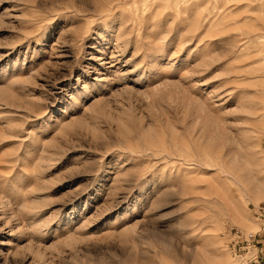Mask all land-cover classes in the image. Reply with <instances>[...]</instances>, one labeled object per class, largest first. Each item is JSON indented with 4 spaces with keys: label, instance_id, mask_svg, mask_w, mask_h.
Instances as JSON below:
<instances>
[{
    "label": "rangeland",
    "instance_id": "obj_1",
    "mask_svg": "<svg viewBox=\"0 0 264 264\" xmlns=\"http://www.w3.org/2000/svg\"><path fill=\"white\" fill-rule=\"evenodd\" d=\"M263 117L264 0H0V264H264Z\"/></svg>",
    "mask_w": 264,
    "mask_h": 264
},
{
    "label": "crops",
    "instance_id": "obj_2",
    "mask_svg": "<svg viewBox=\"0 0 264 264\" xmlns=\"http://www.w3.org/2000/svg\"><path fill=\"white\" fill-rule=\"evenodd\" d=\"M262 228H264V226H262ZM258 238L257 239V242H259L260 244V241L262 242L260 245H261V252H260V261H264V229H263V232L262 233H258Z\"/></svg>",
    "mask_w": 264,
    "mask_h": 264
},
{
    "label": "bare ground",
    "instance_id": "obj_3",
    "mask_svg": "<svg viewBox=\"0 0 264 264\" xmlns=\"http://www.w3.org/2000/svg\"><path fill=\"white\" fill-rule=\"evenodd\" d=\"M256 57V56H255ZM261 125L264 127V117H263V119L261 120ZM242 225L244 226V227H246L247 225H246V223H244V221H242ZM238 264H239V262H237Z\"/></svg>",
    "mask_w": 264,
    "mask_h": 264
},
{
    "label": "built area",
    "instance_id": "obj_4",
    "mask_svg": "<svg viewBox=\"0 0 264 264\" xmlns=\"http://www.w3.org/2000/svg\"><path fill=\"white\" fill-rule=\"evenodd\" d=\"M258 209H259V211H260L261 213L264 214V205H259V206H258Z\"/></svg>",
    "mask_w": 264,
    "mask_h": 264
}]
</instances>
